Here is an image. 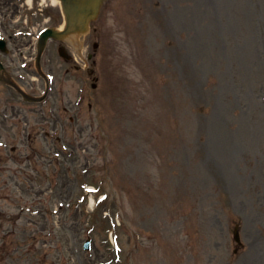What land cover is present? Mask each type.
<instances>
[{"label": "rangeland", "instance_id": "374dc122", "mask_svg": "<svg viewBox=\"0 0 264 264\" xmlns=\"http://www.w3.org/2000/svg\"><path fill=\"white\" fill-rule=\"evenodd\" d=\"M44 7L9 46L35 95ZM66 47L46 104L0 86V264H264V0H107Z\"/></svg>", "mask_w": 264, "mask_h": 264}, {"label": "water", "instance_id": "95a60500", "mask_svg": "<svg viewBox=\"0 0 264 264\" xmlns=\"http://www.w3.org/2000/svg\"><path fill=\"white\" fill-rule=\"evenodd\" d=\"M66 17L63 31L49 29L44 32L39 41V58L41 57L50 38L64 40L69 37H80L89 30V25L94 21L102 7L104 0H60ZM61 54L65 56L64 50Z\"/></svg>", "mask_w": 264, "mask_h": 264}, {"label": "flooded vegetation", "instance_id": "af4514ba", "mask_svg": "<svg viewBox=\"0 0 264 264\" xmlns=\"http://www.w3.org/2000/svg\"><path fill=\"white\" fill-rule=\"evenodd\" d=\"M13 4V2H11L10 0H4V2H0V8L4 7L5 6V10L9 13H13L14 10L13 8L11 7ZM17 10V8H16Z\"/></svg>", "mask_w": 264, "mask_h": 264}, {"label": "bare ground", "instance_id": "6f19581e", "mask_svg": "<svg viewBox=\"0 0 264 264\" xmlns=\"http://www.w3.org/2000/svg\"><path fill=\"white\" fill-rule=\"evenodd\" d=\"M51 2L53 5H56V6H58L60 4V2L58 0H51ZM70 42L72 44H78V41H76L75 39H70Z\"/></svg>", "mask_w": 264, "mask_h": 264}]
</instances>
